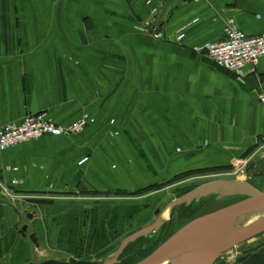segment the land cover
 Segmentation results:
<instances>
[{
  "label": "crops",
  "instance_id": "crops-1",
  "mask_svg": "<svg viewBox=\"0 0 264 264\" xmlns=\"http://www.w3.org/2000/svg\"><path fill=\"white\" fill-rule=\"evenodd\" d=\"M228 20L264 34V0H0V127L37 114L60 128L87 121L0 152V190L37 207L45 253L96 259L114 230L138 223L139 203L178 180L240 160L264 169L252 162L264 58L235 73L197 51ZM29 251L12 234L0 259L26 263Z\"/></svg>",
  "mask_w": 264,
  "mask_h": 264
},
{
  "label": "water",
  "instance_id": "water-1",
  "mask_svg": "<svg viewBox=\"0 0 264 264\" xmlns=\"http://www.w3.org/2000/svg\"><path fill=\"white\" fill-rule=\"evenodd\" d=\"M258 160L264 162V152L258 153L252 162ZM263 184L264 169L257 168L248 170L245 180L200 179L151 196L138 204L142 209L138 223L123 228L118 234L122 238L116 252L111 257L93 260L45 253L43 223L37 207L27 201L7 199L0 190V205L9 209L8 230L0 236V244L15 234L19 243L29 246L30 258L26 264H117L129 245L140 239H151L152 234L157 236L173 210L204 209L136 264H215L223 254L264 234V188L259 187ZM154 206L157 207L151 213ZM143 212L149 214L143 216ZM164 214L168 215L167 219H163ZM0 264L6 263L0 260Z\"/></svg>",
  "mask_w": 264,
  "mask_h": 264
},
{
  "label": "built area",
  "instance_id": "built-area-1",
  "mask_svg": "<svg viewBox=\"0 0 264 264\" xmlns=\"http://www.w3.org/2000/svg\"><path fill=\"white\" fill-rule=\"evenodd\" d=\"M160 37V34L157 35ZM181 36L177 40H181ZM218 66L231 72L240 73L249 66L254 72L259 61L264 58V34L248 36L241 32L232 20H228L223 30V39L197 50ZM264 107V95L258 96ZM87 121L81 119L67 127H59L43 115H27L19 124L11 123L0 127V152L14 148L21 143L39 140L44 136L72 137L82 132ZM264 152V133L257 144V153ZM249 160L238 161L229 172L216 177L246 176Z\"/></svg>",
  "mask_w": 264,
  "mask_h": 264
},
{
  "label": "flooded vegetation",
  "instance_id": "flooded-vegetation-1",
  "mask_svg": "<svg viewBox=\"0 0 264 264\" xmlns=\"http://www.w3.org/2000/svg\"><path fill=\"white\" fill-rule=\"evenodd\" d=\"M156 207L157 206L153 207L151 213L155 211ZM199 210L200 209L192 210L190 208L173 210L167 223L164 224L157 236L152 234L151 239H140L134 244L129 245L120 255L117 264H136L142 261L150 255L166 237L182 227L190 218L195 217ZM147 213L148 212H143V216H146ZM175 214L176 216H174ZM167 217V214L163 215V219H167ZM122 229L123 228H121V230ZM121 230H114L106 243L107 246L98 251L97 254L93 253L96 259L111 257L116 252L120 245V239L122 238L119 236ZM128 233H130V231ZM259 237L262 239L256 240L257 238H255L252 241L238 246L236 250H231L223 254L215 264H264V234ZM0 260L6 264H14L16 257L13 256L14 261H12V258L8 261L2 258Z\"/></svg>",
  "mask_w": 264,
  "mask_h": 264
},
{
  "label": "rangeland",
  "instance_id": "rangeland-1",
  "mask_svg": "<svg viewBox=\"0 0 264 264\" xmlns=\"http://www.w3.org/2000/svg\"><path fill=\"white\" fill-rule=\"evenodd\" d=\"M218 173H209V174H203V175H199V176H196V178L195 177H193V178H188V179H186V180H182V179H180V180H178L176 183H178L179 185H177V186H175L173 189H177V188H179V187H183V186H185V185H188L190 182H192V181H195V180H200V179H206V178H213V176H215L214 178H216V175H217ZM239 180H245V178H246V176H240V177H237ZM185 181V182H184ZM180 182V183H179ZM261 189L262 188H264V184L263 185H260L259 186ZM161 191H162V189H161ZM158 192V190L156 191V192H149L148 193V195H152V194H155V193H157ZM160 192V191H159ZM176 193H178V191L176 192ZM2 194L7 198V199H10V200H13V201H25V200H27V198L25 197V196H19V195H16V196H14V194H13V192H10L9 190H2ZM140 195V196H139ZM138 196L139 197H142V196H144V195H146V193L144 194H139ZM16 198H19V199H16ZM229 203V202H228ZM225 204V203H224ZM226 204H227V202H226ZM204 211V209H202V211H198V213H200V212H203ZM198 213H197V215H198ZM259 239H262L261 237H257V239L256 240H259ZM236 250V249H235Z\"/></svg>",
  "mask_w": 264,
  "mask_h": 264
},
{
  "label": "trees",
  "instance_id": "trees-1",
  "mask_svg": "<svg viewBox=\"0 0 264 264\" xmlns=\"http://www.w3.org/2000/svg\"><path fill=\"white\" fill-rule=\"evenodd\" d=\"M191 219H192V218H190L189 220H191ZM189 220H188V221H189Z\"/></svg>",
  "mask_w": 264,
  "mask_h": 264
}]
</instances>
